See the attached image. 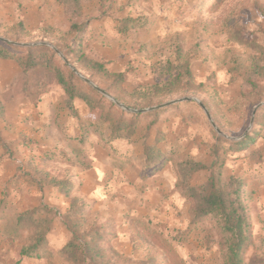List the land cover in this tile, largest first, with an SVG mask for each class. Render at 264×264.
<instances>
[{"label":"rangeland","instance_id":"1","mask_svg":"<svg viewBox=\"0 0 264 264\" xmlns=\"http://www.w3.org/2000/svg\"><path fill=\"white\" fill-rule=\"evenodd\" d=\"M81 1L84 12L81 21L89 25L88 43L92 54L110 62L108 67L111 71L126 73L120 90L124 99L136 101L137 98L133 95L135 91L143 92L154 84L151 70L154 63L175 58L179 53L190 61L193 90L156 98L153 104L158 106V103L162 105L189 97L198 99L208 106L205 105L219 128L215 117L218 119L221 134L214 129L205 111L194 101L176 104L179 106L176 108V105L166 108L168 111L162 116L160 128H167L171 133L168 162L172 164L175 184L180 162L192 159L211 165L216 161L211 152V146L218 143L215 134L241 141L256 129L253 144L237 152L222 150L220 157L226 158L224 179L235 175L244 181L242 196L252 221L253 238V245L245 254L244 264H264V119L260 120L262 124L255 125L256 115L254 116L256 108L264 101L252 106L250 100L243 98L240 77L235 72L237 61H242L245 65L251 63L256 54L253 42L264 46V0ZM15 9L19 13L33 10L29 20L30 27L35 29L0 28V37L13 43L19 40L21 42L18 44L53 45L51 42L57 43V36L55 39L50 34L46 42H43L40 37L42 34L37 33L50 29L57 35V30L61 29L55 30L51 24L54 21L62 27L67 26L64 9L56 0H30L28 6L15 0H2L0 16L5 19L15 17ZM42 10H45V17L41 15ZM126 20L131 24L130 29L127 33H121L119 29L124 27ZM261 97L264 99V90ZM10 132L0 122V141L5 145L0 144V151L4 150L10 156L13 153H23L27 144L22 141L26 140L12 138ZM47 168L54 172L56 165L51 161ZM209 176V171H202L194 176L192 184L202 185ZM2 198L0 195V201ZM64 200L70 202L67 197ZM182 201L169 204V209L176 217L175 225L167 226L163 231L160 228L156 230L164 233L174 243L187 264H227L224 238L218 222L209 218L199 225H192L186 219L190 203ZM94 207L88 211L89 220L104 224L107 231L116 234L111 244L115 251L110 253L119 256L120 264H145L150 255H163L161 251H154L157 249L153 242L141 233L135 223L128 224L129 213L113 210L115 218L113 221H106L102 220ZM7 212L19 213L9 208L8 202L0 204V215ZM3 223V219H0V264H24L26 259L20 258L24 240L5 239L2 234ZM123 227L126 232L121 231ZM63 229L65 227L56 218L55 231L50 238L55 264H70L59 253L63 243L67 242V239L61 240ZM30 261L29 264L43 263Z\"/></svg>","mask_w":264,"mask_h":264},{"label":"trees","instance_id":"2","mask_svg":"<svg viewBox=\"0 0 264 264\" xmlns=\"http://www.w3.org/2000/svg\"><path fill=\"white\" fill-rule=\"evenodd\" d=\"M56 2L63 7L69 28L63 31L57 30V35L50 29L39 31L37 34H42L41 41L46 42L50 34L55 39L57 36V43L55 41L51 43L64 54L69 63L79 73L129 108L137 110L152 108L155 106L153 100L156 98L193 90L190 61L179 53L175 58L161 60L152 65L154 84L143 92L135 91L133 95L137 98L136 101L124 99L120 90L126 73L111 71L108 67L110 62L100 61L92 55L88 43L89 25L81 21L84 16L82 1L56 0ZM124 24V27L119 29L121 33H127L131 26L129 20ZM4 27L28 29L22 20L12 26L0 23V28ZM20 42L15 40V43ZM252 46L256 54L251 59V63L245 65L242 61H237L235 72L240 77L242 97L250 100L252 106H255L264 101L261 97L264 90V46L256 41ZM0 59L16 61L25 72L35 71L33 80L38 86H47L56 79L65 90L68 103H72L76 98L84 101L93 115L99 117L100 122L109 124L111 131L109 143L118 139L130 140L142 122L149 121L151 128L168 111L162 109L146 114H131L119 109L104 95L86 84L55 51L44 44L20 47L0 41ZM159 104L161 103L156 105ZM3 116L4 107L0 101V118ZM262 119H264V108L257 112L255 125L262 124L260 122ZM215 121L221 129L216 117ZM255 132L256 129L241 141H233L215 134L218 143L211 146V152L216 161L211 165L192 159L178 164L175 189L190 203V222L192 225H199L209 218H214L218 222L224 238L227 264H244L245 254L253 245L252 221L242 196L244 181L235 175L224 179L223 168L226 158H221L220 153L222 150L237 152L248 147L255 140ZM161 140L157 139L155 145H145L146 166L153 168L154 171L159 170L165 163V153L157 147ZM0 144L5 146L1 141ZM54 156H57V153L48 152L40 156L38 162L34 159L29 160L27 169L20 166L13 184L16 185L20 180L28 181L37 186L39 192L45 187H56L61 194L69 198V210L62 213L55 207L43 204L16 214L9 212L1 214L0 219L4 222L2 233L4 238L24 240L25 243L20 251L21 259L55 264L50 238L54 230V220L57 218L69 233L68 241L59 253L70 264H120L119 256L110 253L115 251L111 244L116 234L107 231L104 224L89 220L90 207L84 199L74 196L76 188L74 182L68 178L54 176L53 172L48 170L47 164ZM2 160L3 158L0 157V162ZM202 171H209V178L204 184L194 186L192 184L194 176ZM0 204L4 202L1 201ZM136 225L141 233L153 242L157 249L154 251H161L163 254L150 255L145 264H187L174 243L164 233L153 228L150 222L137 221Z\"/></svg>","mask_w":264,"mask_h":264},{"label":"crops","instance_id":"3","mask_svg":"<svg viewBox=\"0 0 264 264\" xmlns=\"http://www.w3.org/2000/svg\"><path fill=\"white\" fill-rule=\"evenodd\" d=\"M15 1L28 6L30 0ZM44 11H41L42 17H45ZM32 12L29 9L19 13L15 9V17L5 19L0 16V23L14 25L22 20L28 29L33 30L35 28L30 27L29 20ZM65 21L66 27L57 21L51 24L56 30H67L69 23L66 18ZM96 59L103 61L102 57ZM34 72L23 71L14 60L0 59V101L4 107L0 122L11 130L12 138H22L26 140L22 143L27 144L23 153L10 156L4 150L0 151L3 158L0 162L1 201L8 202L9 208L15 212L48 204L66 213L70 202L64 200L65 196L58 188L49 186L39 192L37 186L28 181L13 184L20 166L27 169L29 160L38 162L43 154L54 152L57 153L51 160L56 165L54 176L74 182V196L89 202L90 208L95 206L93 209L100 213L102 220L113 221L112 212L119 209L123 214H130L129 225L137 221L150 222L153 228L162 231L175 225L176 217L169 204L187 202V199L175 189L172 164L168 162L171 133L167 128H160L163 115L151 128L149 121L142 122L130 140L118 139L109 143L111 131L108 123L100 122L84 101L76 98L68 103V96L56 79L47 86H38L31 77ZM159 138L162 140L157 147L165 153V163L154 171L146 166L145 145H155ZM188 211L187 222L191 220ZM121 231L126 232L125 227ZM62 232L61 240L68 241L67 230ZM30 262L24 260V264Z\"/></svg>","mask_w":264,"mask_h":264},{"label":"water","instance_id":"4","mask_svg":"<svg viewBox=\"0 0 264 264\" xmlns=\"http://www.w3.org/2000/svg\"><path fill=\"white\" fill-rule=\"evenodd\" d=\"M0 41L2 42H6V43H11L13 45H16V46H23V47H30V46H33L31 44H18V43H13L9 40H6V39H3L0 37ZM44 45H47L49 46L51 49H53L58 55L59 57L64 61L65 64H67L85 83H87L88 85H90L92 88H94L96 91H98L99 93H101L102 95H104L109 101H111L112 103H114L118 108H120L121 110L123 111H126L128 113H131V114H146V113H149V112H155V111H158V110H162V109H166V108H169L171 106H174L176 104H180V103H184V102H191V101H194L196 103H198L200 105V107L205 111L209 121L211 122L212 126L214 127V129L219 133L221 134V131L220 129L216 126L215 122L213 121L212 119V116L211 114L209 113V111L207 110V108L205 107V105L199 101L198 99H195V98H183V99H179V100H176V101H172V102H169V103H165V104H162V105H158V106H155V107H152V108H148V109H143V110H137V109H132V108H129L128 106H126L125 104L121 103L120 101H118L117 99H115L112 95H110L109 93H107L106 91H104L103 89L99 88L97 85H95L91 80L85 78L81 73H79V71L77 69H75L70 63L69 61L66 59V57L64 56L63 53H61L56 47H54L53 45H50V44H47L45 43ZM35 46V45H34ZM264 106V103L261 104L260 106H258L256 108V111L254 112V116L256 115V112L262 108ZM254 116H253V119H252V122L251 124L253 125L254 124Z\"/></svg>","mask_w":264,"mask_h":264}]
</instances>
